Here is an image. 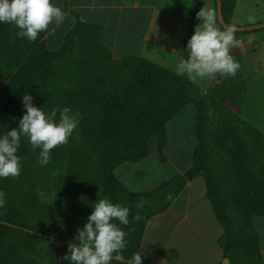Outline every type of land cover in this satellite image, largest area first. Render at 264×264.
I'll list each match as a JSON object with an SVG mask.
<instances>
[{"label": "trees", "instance_id": "1", "mask_svg": "<svg viewBox=\"0 0 264 264\" xmlns=\"http://www.w3.org/2000/svg\"><path fill=\"white\" fill-rule=\"evenodd\" d=\"M201 4L202 0H194V16L188 35L181 39L182 45L199 21L196 13ZM235 5L236 0H221L222 16L228 25ZM71 15L73 25L55 51L48 50L43 40L46 29L35 40H29L17 37L14 25L0 23V87L6 93L0 107V134L18 127L26 111L21 100L25 92L46 113L57 108V119L59 109L68 106L78 120L67 143L50 150L47 163L62 164L64 172L53 184L49 206L26 186L23 159L39 158L40 149H34L27 137L21 136L16 153L21 165L19 175L0 177L4 201L0 206V264H39L36 237L18 227L58 231V207L59 223L75 236V224L82 226L86 222L84 217L91 212V205L102 196L129 208L128 225L116 223L126 233L127 246L122 254L130 257L140 250L148 219L164 211L186 181L195 177L203 178L206 198L222 227L218 244L223 258L229 264H263L252 220L264 218V162L260 173L254 168L255 163L264 161V133L252 125L241 129L239 124L244 122L228 115H219L211 131L206 103L197 95L198 88L190 78L140 57L113 60L99 40L102 26L84 23L76 12ZM260 31L264 29L234 33ZM74 39L78 40L76 52L69 50ZM218 80L209 88L211 99L235 102L239 92L236 79L228 76ZM188 104L196 109V146L190 166L153 191H128L115 178L114 169L146 158L152 140H156L163 160L166 125ZM152 201L159 208L152 210ZM138 202L143 206L138 208ZM137 214L140 219H133ZM66 250L67 246L62 251L61 264H69L64 259Z\"/></svg>", "mask_w": 264, "mask_h": 264}, {"label": "crops", "instance_id": "2", "mask_svg": "<svg viewBox=\"0 0 264 264\" xmlns=\"http://www.w3.org/2000/svg\"><path fill=\"white\" fill-rule=\"evenodd\" d=\"M52 2L61 7L65 16L61 24L56 25L53 22L46 28L43 40L48 50L55 51L62 46L65 34L73 25L71 13L76 12L84 23L102 26L99 40L109 49L111 58L115 61L125 57H140L162 66L167 53L176 54L178 58H186V52H183L186 43L182 45L181 39L188 35L190 20L194 16L195 5L190 0H52ZM179 11L183 12L180 14ZM178 44L181 45L179 50ZM1 89L3 88L0 87V92L3 91ZM184 111H181L180 115H183ZM189 115L193 117V112L191 111ZM262 132L264 133V130ZM167 138L166 131L163 160L157 150L156 140H152L150 153L146 158L136 163H122L114 169L115 178L128 191L132 193L153 191L175 175L183 174L190 166L191 160L178 171V156L181 154L167 152L171 144ZM195 146L190 152L191 158ZM126 164H140L143 168L139 174L140 179H130V175L127 174L131 172V168L124 166ZM168 167L176 168V173L164 181H157L158 176L161 178ZM205 192L202 177L188 180L164 211L148 219L139 250L142 264H221L223 255L218 242L223 230ZM252 221L259 236L264 264V218L254 217ZM181 256L183 258H180Z\"/></svg>", "mask_w": 264, "mask_h": 264}, {"label": "clouds", "instance_id": "3", "mask_svg": "<svg viewBox=\"0 0 264 264\" xmlns=\"http://www.w3.org/2000/svg\"><path fill=\"white\" fill-rule=\"evenodd\" d=\"M64 16V11L52 0H0V23L14 25L18 29L17 37L35 40L50 23L61 24ZM196 16L199 23L186 42V58H178L174 68L176 74L193 80L211 78L216 73L234 76L240 67L230 54L236 42L234 27H218V14L213 9L201 8ZM21 100L26 111L20 117L18 127L0 134V177L19 175L21 165L16 153L21 136L27 137L34 149H40L38 162L44 165L50 160V150L67 143L78 124L68 106L59 109L57 119V108L46 113L32 103L33 98L27 92ZM168 198H171L170 194ZM3 202L0 193V206ZM142 206L143 202L137 203L138 208ZM91 208L86 222L77 227L74 241L67 244L64 259L69 264H112L113 261L142 264L141 251L127 258L122 255L127 240L119 225H128L129 208L105 196L95 200ZM133 219H140L139 214Z\"/></svg>", "mask_w": 264, "mask_h": 264}, {"label": "rangeland", "instance_id": "4", "mask_svg": "<svg viewBox=\"0 0 264 264\" xmlns=\"http://www.w3.org/2000/svg\"><path fill=\"white\" fill-rule=\"evenodd\" d=\"M190 1L194 3V0ZM214 3V0H202L201 8L215 10ZM182 12L183 11H179L180 14ZM261 22L264 23V0H236L235 8L229 19V25L233 27H245ZM217 26L220 27L218 23ZM234 37L236 42L231 48L230 54L233 55L234 60L240 65L236 74L231 76L236 79L239 86V92L235 102H230L229 100L225 102L220 100L214 102L211 99L209 90L211 84L218 82V78L220 77L228 79V76L216 73L211 78H197L195 80L191 79V81L198 88L197 95L206 103L207 114L210 119L209 128L211 131L216 128L219 115H228L244 122L239 124L241 129L248 128L252 125L262 132L264 130V31L244 35L234 33ZM71 44L72 46L69 50L76 52L78 49V40L74 39ZM178 46V50L181 49V45L178 44ZM176 63H178L177 55L167 53L162 66L170 71H175L174 68ZM54 65L60 68L57 62H54ZM5 99L6 93L3 90L0 92V107L4 104ZM183 110H185L183 115H180V112ZM181 111L166 125L167 136L171 141L170 148L167 149V152L171 154H181L178 156V171L189 163L191 160L190 152L193 146L196 145V139L193 134L196 112L195 107L194 105H186ZM191 111L193 112V117L189 115ZM186 112L187 114L185 115ZM210 151L213 152V154L216 152L212 145H210ZM23 160L26 163V186L34 191L37 199L41 203L49 206L53 200V184L58 174L64 172L63 165L53 163L41 165L38 162V158L31 160L25 157ZM263 162L262 160L255 163L254 168L256 172L260 173ZM124 166L131 168V172L127 174L130 175V179H140L139 174L143 171L140 164H126ZM176 171V168L173 169L172 167H168L161 175V178L158 176L157 181H164L174 175ZM150 205L152 210L159 208V205L153 201ZM59 212L60 209L56 207L55 215L57 223L59 224L58 231H40L36 228L25 227V225H20V227H18L24 232L33 234L36 237V259L39 264H61L64 247L67 246L70 241H74V233H69L59 223ZM87 217L88 216L84 217V220H86ZM80 226V223L75 224L74 231ZM178 255L180 254L178 253ZM180 258H183V256ZM118 263L117 261L112 262V264Z\"/></svg>", "mask_w": 264, "mask_h": 264}, {"label": "water", "instance_id": "5", "mask_svg": "<svg viewBox=\"0 0 264 264\" xmlns=\"http://www.w3.org/2000/svg\"><path fill=\"white\" fill-rule=\"evenodd\" d=\"M215 4H216V12L218 14L217 16V21L219 23V25L222 27L224 26H231L226 24L223 16H222V11H221V0H215ZM233 27V26H231ZM235 31L234 32H243V31H253V30H259V29H264V23H258V24H254V25H250V26H245V27H234ZM221 264H229V261L227 258H223Z\"/></svg>", "mask_w": 264, "mask_h": 264}]
</instances>
